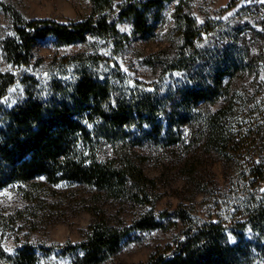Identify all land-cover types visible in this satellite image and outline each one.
<instances>
[{"label":"rangeland","instance_id":"rangeland-1","mask_svg":"<svg viewBox=\"0 0 264 264\" xmlns=\"http://www.w3.org/2000/svg\"><path fill=\"white\" fill-rule=\"evenodd\" d=\"M229 1L192 0L190 15L200 26H212V31L197 43L191 71L176 67L178 60L190 59L192 54L181 55L172 17L176 2L166 4L162 23L150 39L134 35L128 21L119 23L118 31L128 40L118 50L111 42L95 38L86 45L57 47L50 39L37 44L31 63L21 73L46 82L55 58L97 54L102 57L101 74L110 76L118 89L140 88L161 97L167 113L186 111L189 118L176 143L170 141L175 136L161 138L156 145L144 139L133 142L139 135L134 131L126 146L103 147L102 161L121 163L126 158L137 173L127 178L123 196L70 182L49 186L43 179L35 181L36 187L23 184L0 189V248L4 253L16 255L26 245L34 249L36 264H82L79 248L63 255L58 246L84 243L98 217L118 228H128L144 217L160 224L129 231L117 252L99 264H144L168 253L184 224L220 222L229 228L230 243L236 242L230 227L247 222L248 212L264 204V0H239L237 6L223 11ZM0 2L25 19L50 18L62 25L91 13L88 0ZM0 32L10 33L8 18L1 11ZM230 47L244 49L250 65L236 62L221 77V85L214 87L211 102L193 104L188 93L213 86L227 58L235 61L233 50L229 57L223 53ZM1 68L10 67L2 64ZM23 97L24 85L17 81L2 105L12 107ZM214 121L215 138L209 125ZM245 228L244 240L250 242L242 244L247 264H264V232L254 234L248 224ZM0 264L9 263L0 259Z\"/></svg>","mask_w":264,"mask_h":264},{"label":"trees","instance_id":"trees-1","mask_svg":"<svg viewBox=\"0 0 264 264\" xmlns=\"http://www.w3.org/2000/svg\"><path fill=\"white\" fill-rule=\"evenodd\" d=\"M88 1L91 13L87 18L63 25L50 18L25 19L0 2V11L8 18L10 26V33L0 32V189L23 184L36 187L38 182L35 181L43 179L49 186L70 182L123 196L128 187L127 178L137 173L126 158L121 163L102 161L105 145L126 146L134 131L139 133L132 139L137 143L144 139L156 145L161 138L174 136L172 143L181 141L180 129L188 122L187 112L167 113L161 97L140 88L118 89L110 76L101 74L100 55L79 53L55 58L46 82L19 71L31 63L37 44L48 39L57 47L86 45L93 38L103 39L118 50L128 40V36L117 29L122 21L131 24L134 35L150 39L162 23V12L170 2H176L172 17L181 55L192 53L190 59L178 60L177 69H194L196 45L204 33L212 31V26H200L190 15L192 0ZM238 1L230 0L223 11L237 6ZM233 48L223 53L227 56L233 50L235 61L227 58L223 70L214 77L213 86L190 91L189 101L195 105L200 100L211 102L214 87L221 85V77L230 72V67L236 66V62L250 65L247 52ZM2 64L10 68L3 71ZM17 81L24 85V97L5 108L1 100ZM118 83L123 82L118 79ZM209 125L215 138L217 124L214 121ZM179 217L185 222L182 214ZM94 223L84 243L58 246L61 253L66 255L79 248L83 252L79 262L99 264L117 252L120 241L129 231L160 226L153 217H144L128 228L110 227L103 217H98ZM247 224L254 234L264 232L263 203L248 212L247 222L230 227L235 243H230L229 228L220 222L184 224V230L167 249L168 253L151 257L144 264H247L246 248L242 245H250L244 240ZM0 259L9 264H36L37 256L34 249L25 245L16 255H8L0 248Z\"/></svg>","mask_w":264,"mask_h":264}]
</instances>
